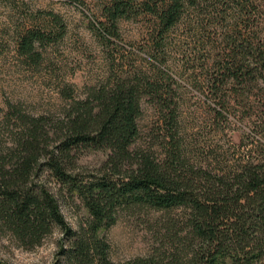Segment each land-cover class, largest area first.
Listing matches in <instances>:
<instances>
[{
	"label": "trees",
	"instance_id": "1",
	"mask_svg": "<svg viewBox=\"0 0 264 264\" xmlns=\"http://www.w3.org/2000/svg\"><path fill=\"white\" fill-rule=\"evenodd\" d=\"M101 16L110 34L118 22L148 18L150 71L92 90L59 122L24 121L0 149V234L32 248L57 230L66 264H115L103 234L118 210L147 208L166 215L153 232L158 246L123 264H264V0H105ZM179 28L190 41L183 57L198 66L194 83L215 104L214 143L180 121L164 51ZM44 40L45 31L28 30L19 52L36 60ZM147 107L160 132L144 145ZM230 113L251 124L237 140L222 128ZM86 149L107 151L91 172L77 163ZM76 202L86 217L74 229L63 206Z\"/></svg>",
	"mask_w": 264,
	"mask_h": 264
},
{
	"label": "rangeland",
	"instance_id": "2",
	"mask_svg": "<svg viewBox=\"0 0 264 264\" xmlns=\"http://www.w3.org/2000/svg\"><path fill=\"white\" fill-rule=\"evenodd\" d=\"M104 1L0 0V149L12 146L25 126L24 121L44 117L59 122L72 102L84 100L92 90L109 87L136 69L149 73L148 18L118 22L117 31L110 34V25L101 16ZM49 14L57 15L62 25H52ZM28 30L45 31L50 39L34 44L36 60L27 58L18 49L20 38ZM183 31L179 28L169 37L164 50L165 70L178 82L172 94L181 104L180 121L188 134L214 143L219 140L212 136L215 104L194 83L192 71L198 70V66L193 65L192 58L183 57L182 53L190 46ZM202 42L209 43L206 38ZM140 127L144 145L150 143L151 133L160 132L148 107ZM223 127L234 132L235 140L251 131V124L232 113L223 121ZM106 156L107 151L86 149L80 151L77 163L91 172L99 168ZM63 212L74 229L86 217L77 202L72 208L63 206ZM177 214L173 212L171 217L177 219ZM165 217L147 208L118 210L116 223L103 234L109 246V259L123 264L150 255L158 246L153 232L159 228L158 221H164ZM60 239L56 230L39 246L23 248L9 236L0 234V264H66L60 256Z\"/></svg>",
	"mask_w": 264,
	"mask_h": 264
}]
</instances>
